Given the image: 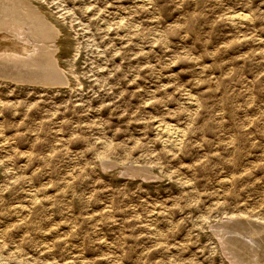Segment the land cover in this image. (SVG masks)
Here are the masks:
<instances>
[{
    "label": "rangeland",
    "instance_id": "rangeland-1",
    "mask_svg": "<svg viewBox=\"0 0 264 264\" xmlns=\"http://www.w3.org/2000/svg\"><path fill=\"white\" fill-rule=\"evenodd\" d=\"M0 6L68 82L0 61V264H246L216 232L264 225V0Z\"/></svg>",
    "mask_w": 264,
    "mask_h": 264
},
{
    "label": "bare ground",
    "instance_id": "bare-ground-1",
    "mask_svg": "<svg viewBox=\"0 0 264 264\" xmlns=\"http://www.w3.org/2000/svg\"><path fill=\"white\" fill-rule=\"evenodd\" d=\"M14 6H15V4H14ZM0 8H1V6H0ZM9 8H11V6H8V8L6 10H7L8 15L10 16L11 20L13 19L14 16L17 17L18 19H21L19 17V15H16L17 13L16 14L13 13L11 10H9ZM0 18H1V16H0ZM240 18H241V16H240ZM15 21H16V18H15ZM47 21H46V23H43L39 19H29L28 20V22L30 23V26H31V30L33 31L32 33H34L36 36L42 38L41 41H44L43 39L46 38V36H47V38L54 36V29L51 28V26L47 24ZM2 23H4V22H2ZM58 31H59V29H58ZM18 39H20V38H18ZM45 42H49V41L46 40ZM21 43H19L18 40H15L14 38H12V36L9 33H7L6 31L3 32L0 29V57L3 58L0 61L4 63V60L9 59V60H12V63H17V64L20 62L25 63V61L31 62V63H43L45 66H47V68L45 70L46 73L43 74V73H41L40 70H37V72L39 71V73L41 74V75H39V80L44 81V79L47 78L48 80H46L43 83L50 84V85H63V84L68 83L66 79H64V80H62V82H60V79L57 77V75H55V71L54 70L50 71L48 69V66H51V63H53L52 62L53 59L51 58V55L53 53L56 54V52H59V51H64V52L67 51L66 50L67 47H66V45H64L63 42L58 41L57 45H56L57 49L54 50L53 52H52L51 48L44 47L45 45L43 46V45L38 44L39 45L38 46V45L34 44L35 46L33 45V47L30 48L27 45V43H26V45H25V42L23 44H21ZM56 60H58V59H56ZM17 64H14V65H17ZM20 65H22V64H20ZM38 65H40V64H38ZM18 66H19V64H18ZM39 68L41 69V67H39ZM57 68H58V66H57ZM60 70H62V69H60ZM27 73H28V71H27ZM36 83H38V82H36ZM130 172H134V169H131ZM239 224H240L239 226L236 225L237 226V229H236L237 234L231 233V234L225 235L226 231L225 232L217 231L216 233L219 236H221L222 242L226 244L227 249H228L229 253L232 255V257L236 258V260H238L239 262H242V263L246 262V264H253V263L264 264V225L262 226L260 224L253 223L250 220L246 223L244 221L240 220ZM241 225H244L245 228L241 229L240 228ZM228 227H227V230L229 232ZM232 228H233V226L230 228V230ZM223 229L224 228H222V230ZM218 230H221V229H218ZM256 247L258 249H260L259 252L256 251Z\"/></svg>",
    "mask_w": 264,
    "mask_h": 264
},
{
    "label": "snow or ice",
    "instance_id": "snow-or-ice-1",
    "mask_svg": "<svg viewBox=\"0 0 264 264\" xmlns=\"http://www.w3.org/2000/svg\"><path fill=\"white\" fill-rule=\"evenodd\" d=\"M5 7H8V5H5Z\"/></svg>",
    "mask_w": 264,
    "mask_h": 264
}]
</instances>
